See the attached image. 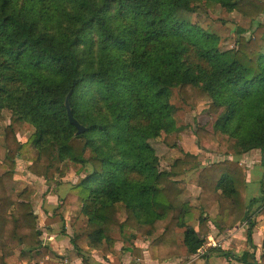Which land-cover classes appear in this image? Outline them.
<instances>
[{
	"label": "trees",
	"instance_id": "16d2710c",
	"mask_svg": "<svg viewBox=\"0 0 264 264\" xmlns=\"http://www.w3.org/2000/svg\"><path fill=\"white\" fill-rule=\"evenodd\" d=\"M216 6L250 20L249 28L236 27L231 48L192 20L196 11ZM261 16L264 0H0V121L8 120L0 237L10 226L9 235L25 249L42 243L33 190L17 196L14 184L5 194L21 158L30 163L28 172L46 180L64 177L69 165L87 167L72 188L86 218L74 244L85 240L107 253L115 245L109 233L130 229L149 241L150 258L161 263L178 255L176 229L195 255L211 225L223 232L244 224L245 250H212L228 264H264V235L261 247L253 244L256 221L248 212L252 201H264L263 183L248 202L240 165L242 155L258 150L264 169ZM174 89L191 110L208 102V113L216 115L212 130L193 128L198 148L213 153L231 146V155L201 167L198 155L180 151L161 165L152 141L186 129L176 121ZM67 97L83 133L69 122ZM24 126L32 132L20 142ZM198 168L196 207L181 199L186 183L176 177ZM69 202L68 195L56 212ZM258 212L264 219V204ZM2 249L0 264H8Z\"/></svg>",
	"mask_w": 264,
	"mask_h": 264
},
{
	"label": "crops",
	"instance_id": "0c3cea01",
	"mask_svg": "<svg viewBox=\"0 0 264 264\" xmlns=\"http://www.w3.org/2000/svg\"><path fill=\"white\" fill-rule=\"evenodd\" d=\"M191 134L192 137H194L192 143L187 140L189 136L186 135L185 137L183 135L181 149L178 151L177 149L176 151L174 149L176 153L169 157H181L182 153L180 151H183L198 155L201 167L212 163L205 162L204 159H202V155L209 157L211 156V153L201 151L198 148L194 134ZM26 139L20 140L18 138L20 142H25ZM4 153L6 154V149L4 150ZM252 157L253 156L250 155V152H248L240 158V160L243 158L245 161L240 163L245 164L247 168L245 181L247 183L246 200L248 202L251 201L252 198L259 196L250 195L255 185V181L252 179V176L255 177V174H248L251 171L253 172V169H256V173H258L257 175H261V177L262 175L264 176V169L260 162H251L250 160H252ZM219 158L220 157L218 156L215 157L216 160ZM3 160L0 162V175L5 171L3 168ZM29 164V162L24 161L21 158L17 159L12 181L7 180L4 187L6 191L16 184L14 193L17 196H19L20 192L25 188L33 190L30 204L36 215L35 217H37L36 225L38 231L41 233L42 243L37 249H25L24 245L21 246L16 242V239L9 235L10 226H7L4 237H0V257L3 255L2 248H6L7 256L5 258L8 260V264H63L65 260L69 264H228L225 258L221 257L217 251L212 249L219 247L221 250L238 253L239 251H237L236 248L233 249L234 246H236V243L243 241V244H246V225L243 224L223 232H220L217 228L211 225V233L207 236L211 241L207 240L204 244L206 247L203 246L195 255H189L187 253L186 247L183 245V237L180 235L177 242L178 255L173 259L161 263L150 258L147 249L149 241H145L130 229H124L120 233H114V236L112 237L115 240V245L112 246L113 248L107 253H102L88 247L85 240L74 244L72 241L73 238L82 235L85 229L86 218L83 216L82 209L77 203L76 194L72 191V188L79 184L87 174H89L87 167L69 165L64 177L55 178L54 180H46L43 177H38L28 172L27 168ZM200 169L201 168L189 170L176 177V179L184 180L186 183V189L184 190L181 199L187 201L191 206L196 207L199 206L198 196L200 189L197 185V181ZM259 188L260 185L256 187L257 192H260ZM5 194L6 196H9V191H6ZM68 195L70 197V202L64 206L60 213H57L56 209L62 204V201L66 199ZM263 204L264 201H252L248 211L250 216L252 217V215L258 213ZM13 208L14 205L11 207V210ZM116 209L121 215L125 214L124 205L122 203L116 204ZM216 212H218V206L214 205L209 213L212 216H215L217 214ZM253 218L254 217H252V219ZM254 220L257 221L256 219ZM257 224L258 222L253 230V244L261 247L264 228L261 230V226H258ZM190 225L196 227L193 223H190ZM180 230L183 232V229ZM109 235L111 236V233H109ZM215 240L218 241L217 246ZM210 242H213L215 246L209 244ZM43 248H46L47 251L44 252ZM221 259L224 263L218 262Z\"/></svg>",
	"mask_w": 264,
	"mask_h": 264
},
{
	"label": "rangeland",
	"instance_id": "374dc122",
	"mask_svg": "<svg viewBox=\"0 0 264 264\" xmlns=\"http://www.w3.org/2000/svg\"><path fill=\"white\" fill-rule=\"evenodd\" d=\"M192 20L195 23L199 24L201 27H204V29L209 30L210 32H214L217 35H219V37L221 38L220 46L222 48H231L234 46V42H235L236 37H237L236 32H235L236 27L240 26L243 28H249L251 25L249 19L240 17L235 13H227L218 6H216L210 12H208V11L203 12V10L196 11L195 14L193 15ZM260 20L264 21V16H261ZM171 101L178 108L177 113H176V116H177L176 121H178V124L181 127L186 128L187 130H182V132H180L179 134L174 133V134H171L168 136H163L159 140L152 141V144L154 145V147L157 150L156 152L160 156V162H161L162 166L166 165L167 164L166 162H170V160H172V158L169 156L176 153L175 152L176 149H177V151L181 149V144L183 141L182 140L183 135L185 137H186V135L189 136L187 140L190 143H192V139L194 138V137H192V134H191L194 131L193 128H195L198 125V126H201L203 128H207L209 130H212V126H213V123L215 121L214 119H216V115H210L208 113V102H200L197 105V108L195 109L196 111L190 110L189 107L182 104V102L180 100V96H179L178 91L176 89L172 90ZM6 124H8V120L5 117V119L3 121H0V162H2V160L5 157L4 156L5 155V153H4L5 148L3 147V134H4L5 127L7 126ZM31 130L32 129L29 126H24L23 128H21L19 130V132H18L19 135L17 134V137L20 140H24L31 135V132H32ZM174 149H175V151H174ZM231 150H232L231 146H229L227 148L222 147L219 150V152H213V153H211V156H209V157L202 155V154H200V155H202V159H204L205 162H213L216 160L215 159L216 156L221 158V156L223 154L231 155V153H232ZM250 155L253 156L252 160H250L251 162H257V163L260 162L261 153H259L258 150L250 151ZM19 162H23V161H19ZM240 162H245V161L242 158V160H240ZM240 165L242 166V168L245 171V174L247 175V168H246L245 164L240 163ZM253 170H254L253 172L251 171L248 174V175L255 174L254 175L255 177L252 176V179L255 181V185L253 187L254 191L252 190L250 195L258 196V195H260V192L256 191V187L259 186L260 183L262 182L263 188H264V176L262 175V177H261V175H257L258 173H256V169H253ZM259 189H258V191H259ZM252 217H254L253 220L254 219L257 220L256 221V223L258 222L257 225L261 226L260 229L263 230L264 219L261 215H259V212L252 215ZM192 223H193V225L197 226L196 221H193ZM245 229H246V227H245ZM180 232H182V230L176 229L177 242H178V238L180 237V235H182V233H180ZM111 236H114V233H111ZM205 239H206V241L210 240L209 238H207V236ZM215 242H216L215 244L217 246L218 241L215 240ZM209 244L214 245L213 242H210ZM204 246L206 247V245H204ZM246 247H247V245L243 244V241H241L239 243L237 242L236 246H234L233 249L236 248L237 251L242 252L243 249H245ZM177 250H178V245H177ZM222 259L219 260L218 262L224 263V261ZM231 264H238V263H236L233 260V261H231Z\"/></svg>",
	"mask_w": 264,
	"mask_h": 264
},
{
	"label": "water",
	"instance_id": "95a60500",
	"mask_svg": "<svg viewBox=\"0 0 264 264\" xmlns=\"http://www.w3.org/2000/svg\"><path fill=\"white\" fill-rule=\"evenodd\" d=\"M66 104V110H67V117L69 119V122L75 126L76 130H77V134L83 133L85 131V127L82 126V124H80L72 115V111L71 108L69 106V102H68V97L66 98L65 101Z\"/></svg>",
	"mask_w": 264,
	"mask_h": 264
},
{
	"label": "built area",
	"instance_id": "2783aa9c",
	"mask_svg": "<svg viewBox=\"0 0 264 264\" xmlns=\"http://www.w3.org/2000/svg\"><path fill=\"white\" fill-rule=\"evenodd\" d=\"M63 264H69L66 260L63 262Z\"/></svg>",
	"mask_w": 264,
	"mask_h": 264
}]
</instances>
